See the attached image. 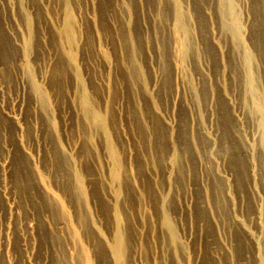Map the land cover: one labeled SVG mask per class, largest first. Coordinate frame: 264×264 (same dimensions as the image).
Returning <instances> with one entry per match:
<instances>
[{
	"label": "rangeland",
	"instance_id": "obj_1",
	"mask_svg": "<svg viewBox=\"0 0 264 264\" xmlns=\"http://www.w3.org/2000/svg\"><path fill=\"white\" fill-rule=\"evenodd\" d=\"M0 264H264V0H0Z\"/></svg>",
	"mask_w": 264,
	"mask_h": 264
},
{
	"label": "bare ground",
	"instance_id": "obj_2",
	"mask_svg": "<svg viewBox=\"0 0 264 264\" xmlns=\"http://www.w3.org/2000/svg\"><path fill=\"white\" fill-rule=\"evenodd\" d=\"M82 102L85 104V99H84V98H82ZM114 250H115V252L117 253V250H118V243H115Z\"/></svg>",
	"mask_w": 264,
	"mask_h": 264
}]
</instances>
